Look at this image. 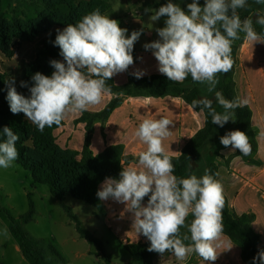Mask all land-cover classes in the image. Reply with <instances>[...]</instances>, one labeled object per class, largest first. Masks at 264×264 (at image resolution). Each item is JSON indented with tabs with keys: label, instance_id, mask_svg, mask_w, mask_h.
Listing matches in <instances>:
<instances>
[{
	"label": "clouds",
	"instance_id": "clouds-1",
	"mask_svg": "<svg viewBox=\"0 0 264 264\" xmlns=\"http://www.w3.org/2000/svg\"><path fill=\"white\" fill-rule=\"evenodd\" d=\"M255 3L264 4V0ZM245 7L247 0H205L203 6L192 0L186 12L179 4L168 2L151 16L152 21L167 17L166 26L156 29L160 39L143 45L146 51H152L159 73L167 80L182 83L190 76L194 83L206 85L207 92H214L223 113L217 112L213 100L207 97L193 100L192 107L207 109L212 123L220 127L235 121L234 110L248 103L246 99H226L221 91H215L218 74H226L233 67V42L244 33L247 41L264 44V35L257 33L253 19L241 20L237 10ZM255 23L264 28V15L259 10ZM56 31L54 44L63 62L50 61L55 69L51 76L40 72L32 76L29 97L17 92L14 81L9 82L7 92L10 111L23 113L40 132L45 127L60 126L70 115L100 105L111 94L106 81L134 64V44L142 34V30L132 31L127 36L128 29L101 14L99 8ZM132 74L140 79L145 72L136 70ZM21 87L28 85L21 81ZM171 125L173 121L166 117L143 119L133 132V138L146 145L138 154V166L122 168L119 179L106 177L96 195L100 201L111 199L125 205L124 211L132 214L136 233L150 242L149 252H171L178 261L192 254L204 261H215L217 249L223 245V185L209 174V169L199 178L195 174L187 178L173 174L172 158L163 143L171 135ZM2 134L5 139L0 142V168L7 169L18 159L19 136L8 126ZM220 143L244 156L251 154L243 131L227 132L220 137ZM145 197H149L146 206L142 204ZM189 214L194 219L186 224ZM182 227H187L190 236L181 234ZM257 261L264 264V251L253 258V264Z\"/></svg>",
	"mask_w": 264,
	"mask_h": 264
},
{
	"label": "trees",
	"instance_id": "trees-1",
	"mask_svg": "<svg viewBox=\"0 0 264 264\" xmlns=\"http://www.w3.org/2000/svg\"><path fill=\"white\" fill-rule=\"evenodd\" d=\"M32 3L40 2L44 6V11L38 15L35 20H13L6 18L0 2V56L7 59L14 57V48L20 43H30L44 35L38 45L39 51L36 59L30 62L24 69L22 81L26 82L28 87H22L23 92L30 96L29 88L33 85L32 76L40 72L46 76H51L55 69L50 65V61L55 59L62 61L60 49L54 42L57 33L52 30L55 27L64 29L68 24H75L84 15L99 8L101 14H105L110 5L104 0H26ZM168 2L187 7L192 0H152L146 1L139 8L143 13L157 10ZM200 6L205 2L198 0ZM247 12L238 9L241 20L247 18V14L254 10L264 9V4L253 5L247 1ZM250 3V4H249ZM149 9V11H146ZM260 51L264 55V47L258 43ZM232 57L234 49L232 47ZM262 56V55H261ZM134 63L136 62V50L133 51ZM264 59V57H263ZM13 74V69L3 70L0 67V142L5 137L2 130L5 126L10 127L15 134L19 136L16 142V148L19 152L18 159L14 162L21 165L28 171L35 185L47 186L51 195L59 202L63 203L67 198H73L85 202L92 206L99 215L102 213V203L96 193L106 177L119 179V173L124 168L122 161L124 159V149L121 146H111L100 156H93L90 151V138L93 132V123L97 120H106L123 100V96L149 95L154 97H163L168 95L182 97L192 106L193 100H199L203 97L201 84L194 83L189 76L184 82H173L167 80L163 74H151L140 79L130 77L129 82L123 86H118L114 79L106 81V85L111 88V94L116 97L109 103L106 109L100 113L83 114L82 122L87 124V136L82 154L63 149L57 143L55 131L63 126L53 125L45 127L43 132L37 130L36 125L32 124L23 113L13 114L7 100L9 88V77ZM232 69L225 73L218 74L219 83L216 86L217 91H221L226 99L234 100L238 98L237 93L230 82ZM213 107L219 113L224 109L215 99ZM195 110L204 115L205 123L201 130L184 147L182 154L178 158H172L174 165V175L178 178H187L197 167V160L200 152L203 150L210 138L218 131L223 129L225 134L233 130H240L249 137L255 136L253 114L247 106H241L234 110L233 119L223 127L212 123V117L208 115V110ZM240 156L246 157L240 153ZM138 160V159H137ZM209 159V174L217 179L218 169ZM225 197V195H224ZM29 209L19 219L15 218L9 209L0 208V215L9 220V231L11 235L19 242L20 250L29 264H49L46 258V251L42 245L30 237L23 228V224L31 222L36 214L33 194H28ZM149 197H145L143 202H147ZM65 211L75 224V228L80 238L90 245L96 246L99 253L105 254L103 241L94 233L85 229L82 222L73 214L70 208ZM224 234L242 248V255L246 262L253 264V258L257 256L264 248H259V236L251 227L253 219L250 215L237 216L228 206L225 197V206L222 210ZM181 228V234L183 232ZM150 242L145 244H128L125 246L130 253L132 261L136 264H152L153 259L160 255L156 252H149ZM51 249L58 253L54 247ZM0 264L1 261H0ZM259 264V261L256 262Z\"/></svg>",
	"mask_w": 264,
	"mask_h": 264
},
{
	"label": "rangeland",
	"instance_id": "rangeland-1",
	"mask_svg": "<svg viewBox=\"0 0 264 264\" xmlns=\"http://www.w3.org/2000/svg\"><path fill=\"white\" fill-rule=\"evenodd\" d=\"M251 1L257 5L255 0ZM2 9L8 20H35L44 11V6L40 2L32 3L26 0H0ZM113 4H119L120 8L130 4L131 0H108ZM250 4V3H249ZM245 7L243 10L247 12ZM186 12L188 9L182 8ZM264 15V9H258ZM256 12L247 14V18L253 19L254 28L258 34L264 35V28L255 23ZM155 13V11H154ZM151 13H144L143 19L148 30L154 33L153 41L160 39L156 29L165 27L167 17H161L158 21H152ZM59 27L53 28L56 32ZM240 39L232 44L234 64L232 67V77L230 79L237 96L240 100H247V106L253 114L255 136L249 137L251 154L243 157L238 150L233 151L232 147L225 148L220 143V137L225 135L223 129L218 130L208 141L205 148L201 150L197 160V167L194 174L199 178L208 169V162H211L222 170V176L226 177L235 185L234 194L237 195L240 189L262 192L264 194V61H261L260 48L258 43L244 39V33H240ZM37 38L34 43H37ZM22 44V43H20ZM18 44L16 47H19ZM264 47V44H261ZM36 47L38 45L36 44ZM19 49V57L10 61L4 56H0V67L9 70L16 66L9 80L19 84V77L15 72L22 70L23 60ZM26 58V57H25ZM203 97L215 99L214 92H207L206 85H201ZM23 91V90H22ZM215 91H217L215 89ZM24 93V92H23ZM24 95H26L24 93ZM239 174L243 181L236 179L233 174ZM224 178V179H226ZM33 194V202L36 214L31 222L23 224V228L31 238L37 240L45 248L46 258L49 264H136L132 261L130 253L125 246L129 241H120L114 233L107 229L102 221L97 217L99 211L85 202L67 198L63 203H59L50 193L47 186L35 185L31 174L21 165L14 162L7 169L0 168V208H7L12 215L19 219L26 214L29 209L28 194ZM261 194V193H260ZM230 208L229 196H226ZM70 208L82 222V226L94 233L103 241L105 254L98 252L97 247L90 245L80 238L76 231L75 224L65 211ZM254 220L255 216L250 215ZM190 220L194 219L191 215ZM5 229L6 234H5ZM51 247L57 250L54 252ZM0 261L2 264H29L23 257L19 242L9 231V220L0 215Z\"/></svg>",
	"mask_w": 264,
	"mask_h": 264
},
{
	"label": "crops",
	"instance_id": "crops-1",
	"mask_svg": "<svg viewBox=\"0 0 264 264\" xmlns=\"http://www.w3.org/2000/svg\"><path fill=\"white\" fill-rule=\"evenodd\" d=\"M104 1L110 5L109 10L104 15H109L110 19H115L119 22L120 27L128 29L127 36H130L132 31L142 30L139 40L134 44L136 62L127 71L114 75L112 78L115 83L118 86L127 84L130 77H135L132 73L136 70H143L145 72L143 77L151 74H161L158 71V61L152 55V51H146L143 47L145 43L153 42L154 33L145 26L144 13L139 8L144 2L152 0H131L129 5L123 6V9L120 8L119 4H113L108 2V0ZM200 1L205 2V0ZM180 7L187 9L184 6ZM135 11L141 13L139 18L134 16ZM154 11L156 10L149 11V13L154 14ZM60 30L63 29L60 28ZM53 33H57V31ZM47 36L40 37L39 41ZM39 41L37 43L30 42L19 45L23 65L19 73L15 72L20 82L17 85L14 82L13 86L22 95H24L21 87L22 74L25 67L36 59L39 51L36 44L38 45ZM261 55L260 58L263 62L264 55L263 53ZM140 57L143 59L141 60ZM12 68L14 71L17 69L16 66H12ZM8 82H12V80H8ZM24 96L26 98L29 97L27 95ZM115 97L113 94L106 95L100 105L90 107L87 111L70 115L65 119L63 126L55 131L59 146L82 154L87 136V124L81 120L83 114L85 112L94 114L104 111ZM162 117L173 121V125L170 126L171 135L163 143L170 157L178 158L187 143L203 128L205 118L201 112L193 109L182 97L173 95L163 97L149 95L123 96L122 103L115 108L106 120H97L93 123L90 151L93 156H100L111 146H121L124 149V159L122 161L124 168L138 166V154L146 149V145L138 139H134L133 132L143 119H159ZM193 174L194 172L191 175ZM222 174V170L219 169L217 180L223 185L224 195L230 198L234 194L235 185ZM260 193L252 190L245 192L240 189L237 195L233 196L232 199L230 198L229 203L231 211L237 216L244 214L255 216L251 227L258 234L259 248L262 249L264 248V194ZM101 203L102 213L97 217L120 241L126 240L130 244H145L149 242L142 234H137L134 227H132V214L124 211V204L111 199L101 201ZM142 204L146 206L147 202ZM191 215L189 214L186 218V224H190L192 221L189 219ZM184 234L190 236L187 227L183 228L182 235ZM222 240L223 245L217 249L219 254L215 261H204L196 254L190 255L185 261H178L171 252H166L163 255L156 256L152 264H251L244 260L242 248L237 243L225 235H223ZM185 243H190V240L185 241ZM229 245L232 246L231 249H228Z\"/></svg>",
	"mask_w": 264,
	"mask_h": 264
},
{
	"label": "built area",
	"instance_id": "built-area-1",
	"mask_svg": "<svg viewBox=\"0 0 264 264\" xmlns=\"http://www.w3.org/2000/svg\"><path fill=\"white\" fill-rule=\"evenodd\" d=\"M140 14L141 13L139 11H135L134 16H136V18H139ZM13 51H14L13 59L18 58L19 57V49H18V47H15ZM233 176L236 179H239L240 181H243V178L239 174L234 173Z\"/></svg>",
	"mask_w": 264,
	"mask_h": 264
}]
</instances>
